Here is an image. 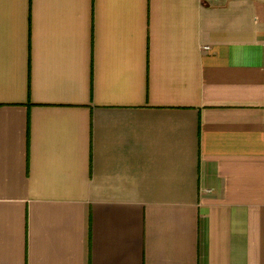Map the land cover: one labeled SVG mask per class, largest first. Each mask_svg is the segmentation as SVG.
I'll use <instances>...</instances> for the list:
<instances>
[{"label":"crops","instance_id":"0c3cea01","mask_svg":"<svg viewBox=\"0 0 264 264\" xmlns=\"http://www.w3.org/2000/svg\"><path fill=\"white\" fill-rule=\"evenodd\" d=\"M0 264H264V0H0Z\"/></svg>","mask_w":264,"mask_h":264},{"label":"built area","instance_id":"2783aa9c","mask_svg":"<svg viewBox=\"0 0 264 264\" xmlns=\"http://www.w3.org/2000/svg\"><path fill=\"white\" fill-rule=\"evenodd\" d=\"M202 1H207V2H211V1H216V0H202Z\"/></svg>","mask_w":264,"mask_h":264}]
</instances>
